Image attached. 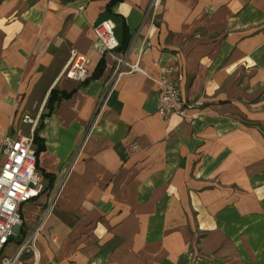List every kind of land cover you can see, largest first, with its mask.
<instances>
[{
    "label": "crops",
    "instance_id": "0c3cea01",
    "mask_svg": "<svg viewBox=\"0 0 264 264\" xmlns=\"http://www.w3.org/2000/svg\"><path fill=\"white\" fill-rule=\"evenodd\" d=\"M109 1L0 0V165L4 138L70 94L38 130L21 237L46 217L23 264H264V0H161L154 21L152 0ZM103 21L119 46L101 55ZM72 50L84 83L64 73ZM121 58L141 72L124 68L93 124ZM163 68L184 119L157 113Z\"/></svg>",
    "mask_w": 264,
    "mask_h": 264
},
{
    "label": "built area",
    "instance_id": "2783aa9c",
    "mask_svg": "<svg viewBox=\"0 0 264 264\" xmlns=\"http://www.w3.org/2000/svg\"><path fill=\"white\" fill-rule=\"evenodd\" d=\"M161 0H152L151 20L154 21L155 13ZM113 25L103 21L93 28L95 36L94 50L101 55L113 53L118 48V41L114 36ZM112 77L105 84V92L94 112V122L99 119L111 94L115 90L119 77L125 73L141 72L138 63L129 64L126 59H117ZM85 60L75 51H70L69 60L65 66L66 77L76 83H84L87 79ZM172 68H163L157 80L158 86L157 113L165 120L171 117L184 119L191 108L182 102L175 81L169 79ZM23 123H31L28 116H24ZM4 160L0 165V264H23V257L34 255L35 244L41 233L44 214L33 231L22 238L14 252L9 256H2V252L9 242L16 236L22 227L21 207L37 198L43 191V176L37 170V158L33 147V136L19 135L16 138H4ZM33 264H35L33 262Z\"/></svg>",
    "mask_w": 264,
    "mask_h": 264
},
{
    "label": "trees",
    "instance_id": "16d2710c",
    "mask_svg": "<svg viewBox=\"0 0 264 264\" xmlns=\"http://www.w3.org/2000/svg\"><path fill=\"white\" fill-rule=\"evenodd\" d=\"M116 1L117 0H110L109 6L113 5ZM116 51H117V49H116ZM102 69H103V66H102V64H100L97 71H96L95 76H99L100 73L102 72ZM69 97H70V94H68V93L58 92L56 90H52L50 92L49 98H48L47 103L45 105L46 112L40 116L41 121L39 122V125L35 128V130L33 131V134H32V136H33V147H34V152H35L36 158H37L38 154L44 150L43 140L38 136V130H40L41 126H42V120L44 119V117H46L50 114V112L53 110V107L56 103H58L59 101H61L63 99H68Z\"/></svg>",
    "mask_w": 264,
    "mask_h": 264
},
{
    "label": "rangeland",
    "instance_id": "374dc122",
    "mask_svg": "<svg viewBox=\"0 0 264 264\" xmlns=\"http://www.w3.org/2000/svg\"><path fill=\"white\" fill-rule=\"evenodd\" d=\"M22 135L26 136L25 134H22ZM21 239H22V237H21L20 232H17L16 236L9 242V244L6 246V248L2 252V256L11 255L12 252L14 251L15 247L19 243V241H21Z\"/></svg>",
    "mask_w": 264,
    "mask_h": 264
}]
</instances>
